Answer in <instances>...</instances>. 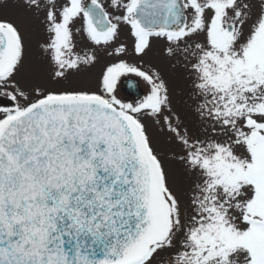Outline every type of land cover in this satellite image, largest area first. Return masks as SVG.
Instances as JSON below:
<instances>
[{
	"label": "snow or ice",
	"instance_id": "obj_1",
	"mask_svg": "<svg viewBox=\"0 0 264 264\" xmlns=\"http://www.w3.org/2000/svg\"><path fill=\"white\" fill-rule=\"evenodd\" d=\"M0 98V264H264V0H0Z\"/></svg>",
	"mask_w": 264,
	"mask_h": 264
},
{
	"label": "rangeland",
	"instance_id": "obj_2",
	"mask_svg": "<svg viewBox=\"0 0 264 264\" xmlns=\"http://www.w3.org/2000/svg\"><path fill=\"white\" fill-rule=\"evenodd\" d=\"M141 82H142V81H141ZM142 84H143L144 87L146 86L143 82H142ZM119 94H120L122 97H124V98L128 99L129 101H131V98H128V97H126L125 95H123V93L121 92V88H119Z\"/></svg>",
	"mask_w": 264,
	"mask_h": 264
}]
</instances>
